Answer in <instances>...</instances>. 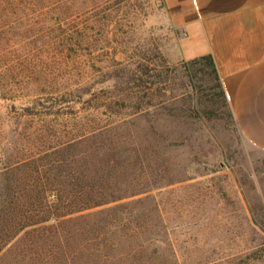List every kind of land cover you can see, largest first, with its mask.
I'll return each instance as SVG.
<instances>
[{"label":"rangeland","instance_id":"obj_1","mask_svg":"<svg viewBox=\"0 0 264 264\" xmlns=\"http://www.w3.org/2000/svg\"><path fill=\"white\" fill-rule=\"evenodd\" d=\"M167 8L166 0H0L6 140L34 151L43 144L44 156L76 136L77 115L117 127L94 144L114 164L106 186L125 197L86 211L108 216L107 245L99 254L66 246L60 264H264V152L243 140L220 101L208 115L212 105L194 104L186 33ZM127 94L140 114L92 118L95 109L122 110ZM26 107L43 117L30 122L20 116ZM49 124L59 132L48 135ZM58 185L43 176V188Z\"/></svg>","mask_w":264,"mask_h":264},{"label":"trees","instance_id":"obj_2","mask_svg":"<svg viewBox=\"0 0 264 264\" xmlns=\"http://www.w3.org/2000/svg\"><path fill=\"white\" fill-rule=\"evenodd\" d=\"M182 67L195 83V87L192 84L193 89L197 90L194 104L212 105L211 110L205 109L202 113L213 114L217 111L214 105L220 101L235 124L211 54L190 59ZM204 77L208 78L210 86L198 84ZM135 97L127 94L126 105L122 110L110 108L109 111L100 112L95 109L91 112L92 118L100 119V115L126 116L124 109H127L128 116L138 115L142 110L133 102ZM24 111L20 116L27 117V120L31 118L30 122L43 117L42 112L30 107H26ZM196 111L198 113L199 110ZM46 115L55 117L59 113ZM76 118L78 120L73 127L76 136L62 142L63 146H59L57 151H52L53 147L48 148L44 156L43 144L34 151L32 149L36 146L24 148L22 144L18 146L10 139L6 140L4 136L9 134L6 132H12V129L6 121H0V264H60L59 260L67 257L64 249L66 246L75 245V254L82 253L85 249H90L92 254H99L106 247L108 216L94 220L97 218L95 213L86 211L125 197L122 188L113 190L106 186V177L110 172L107 168L113 163L106 149H100L94 144L97 139L108 135L117 127L110 129L109 125L91 126L89 120L85 122L87 117L77 115ZM47 127L48 135L59 132L55 129L56 126L49 124ZM51 127L54 130H50ZM22 129L28 130V127L23 126ZM35 132L40 133L42 130L37 129ZM21 135H25V132H21ZM38 138L41 142L43 137ZM89 142L94 145L87 148ZM100 143L104 144L103 140ZM75 147L77 152H70ZM43 159H46L44 166L49 167L44 172ZM70 160L76 164L72 173ZM97 164L102 166L101 170L95 168ZM43 176L48 182L59 185L43 188ZM69 179L73 182L71 187L63 184ZM53 196L54 199L51 198ZM51 220L58 222L49 224ZM21 234V240L16 242ZM43 247L52 249L44 257Z\"/></svg>","mask_w":264,"mask_h":264},{"label":"crops","instance_id":"obj_3","mask_svg":"<svg viewBox=\"0 0 264 264\" xmlns=\"http://www.w3.org/2000/svg\"><path fill=\"white\" fill-rule=\"evenodd\" d=\"M182 59L211 54L240 136L264 152V0H166Z\"/></svg>","mask_w":264,"mask_h":264}]
</instances>
